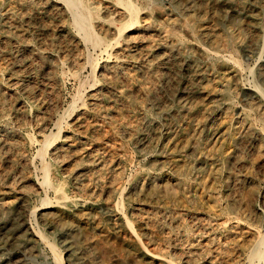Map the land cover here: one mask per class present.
Listing matches in <instances>:
<instances>
[{
  "label": "rangeland",
  "instance_id": "rangeland-1",
  "mask_svg": "<svg viewBox=\"0 0 264 264\" xmlns=\"http://www.w3.org/2000/svg\"><path fill=\"white\" fill-rule=\"evenodd\" d=\"M123 1L0 0L2 264H264V0Z\"/></svg>",
  "mask_w": 264,
  "mask_h": 264
},
{
  "label": "bare ground",
  "instance_id": "bare-ground-1",
  "mask_svg": "<svg viewBox=\"0 0 264 264\" xmlns=\"http://www.w3.org/2000/svg\"><path fill=\"white\" fill-rule=\"evenodd\" d=\"M64 3L67 5V7L69 8L72 16H73V19H74V22L76 24V28L78 30H80L82 33H83V37L87 40H89L94 46H100L101 44L105 45L106 48L108 47V45H106L103 41V39L101 37H99L95 32H94V29H93V26H92V18H91V8L87 5L84 4L83 0H63ZM120 2V0H119ZM124 2V1H123ZM146 4L143 8L139 7L135 2H133L132 0H126L124 2V7H125V10L127 12V14L129 15V19L126 20L123 24L125 25V27H131V26H134L135 23H137V15L140 13V11L142 9H146V8H149L153 5L156 4V1L155 0H145ZM121 3V2H120ZM10 5V4H9ZM122 5V4H121ZM92 6H94L92 4ZM1 7V6H0ZM178 7V6H177ZM11 8V7H10ZM95 8V7H93ZM181 8V7H180ZM94 10V9H93ZM179 10V9H178ZM61 11V10H60ZM183 11V10H182ZM188 11V9H187ZM190 11V10H189ZM11 13V11H9ZM96 12V11H95ZM187 13V12H186ZM189 13V12H188ZM9 15V14H8ZM137 16V17H136ZM179 16V15H178ZM184 16V15H183ZM193 17V16H190V18ZM170 18V17H169ZM194 19V17H193ZM169 20V19H168ZM184 20V19H183ZM174 21V20H173ZM188 21V20H187ZM181 23V22H179ZM182 25V24H181ZM185 26V24H184ZM181 27V26H180ZM189 27V25H188ZM190 29V28H189ZM198 29V28H197ZM123 29L120 30V34L122 33ZM190 31V30H189ZM175 35H177V32L173 31ZM192 32V31H191ZM202 33V32H201ZM18 34V33H17ZM118 34V35H120ZM165 35V34H164ZM196 35V34H195ZM166 36V35H165ZM118 37V36H116ZM162 37V36H161ZM177 37V36H176ZM228 38V37H227ZM6 39V38H5ZM11 40V39H10ZM8 40V42L10 41ZM13 40V39H12ZM165 40V39H164ZM182 40V39H181ZM2 41V39H1ZM6 42V41H5ZM112 42V41H111ZM110 42V43H111ZM160 42V41H159ZM163 42V41H162ZM166 42V41H165ZM136 43V42H135ZM200 43V42H199ZM172 45V44H171ZM157 46V45H156ZM155 46V47H156ZM160 46V45H159ZM158 47V46H157ZM161 47V46H160ZM161 49V48H160ZM177 50V49H176ZM207 50V49H206ZM208 51V50H207ZM210 51H208V56L210 57L211 53H209ZM156 53V52H155ZM120 56V55H119ZM214 60H217L219 62H222L224 60H231L234 62V64L238 67V68H241L242 69V64L239 60H237L236 58L232 57L231 55H227V54H216L215 57H214ZM87 62L92 64L93 63V59L88 57L87 58ZM97 62V61H95ZM230 62V61H229ZM232 64V63H231ZM29 65V64H28ZM98 65V64H97ZM114 65V64H113ZM234 65V66H235ZM119 66V65H118ZM124 68H125V65H123ZM4 67V66H3ZM121 67V66H120ZM236 67V68H237ZM95 68V67H94ZM94 68H93V71H94ZM97 68V67H96ZM109 68V67H108ZM116 68V67H115ZM237 68V69H238ZM49 69V68H48ZM57 69V68H56ZM113 69V67H112ZM118 69V68H117ZM123 70V69H122ZM239 70V69H238ZM71 72V71H70ZM113 72H115L113 70ZM1 73V72H0ZM95 74V72H92ZM111 73V72H110ZM51 74V73H50ZM3 76V74H2ZM15 77V76H14ZM95 77V76H94ZM10 78V77H9ZM22 78V77H21ZM94 79V78H93ZM3 80V78H2ZM16 80H14L15 82ZM44 81V80H43ZM11 81L9 80V83ZM2 83V82H1ZM13 84V82H11ZM225 84V82H223ZM3 84V83H2ZM5 84V83H4ZM3 86V85H2ZM2 88V87H1ZM9 88V87H8ZM224 89V88H223ZM230 90V89H229ZM118 91V90H117ZM258 91H260V89L258 88ZM120 92V90H119ZM221 93H224V92H221ZM262 93V92H261ZM94 94V93H93ZM227 94V93H226ZM96 95V94H95ZM118 96V94H117ZM94 97V96H93ZM120 98V97H119ZM227 98H230V95L227 96ZM23 102V101H22ZM147 111V110H146ZM115 112V111H114ZM147 113V112H146ZM86 114V113H85ZM111 115V113H109ZM6 116V115H5ZM149 116V115H148ZM150 117V116H149ZM153 118V117H152ZM62 120V119H61ZM154 120V119H153ZM57 121V120H56ZM122 121V120H121ZM124 122V121H123ZM57 125L59 124L60 126V120H58L57 122ZM63 123V122H62ZM128 124V122H127ZM147 124V123H146ZM130 125V124H129ZM128 125V126H129ZM3 126V125H2ZM130 127V126H129ZM128 127V128H129ZM59 129V128H58ZM1 130V129H0ZM129 130V129H128ZM136 130V129H135ZM59 131V130H58ZM123 131V130H122ZM53 133V132H52ZM6 134V133H5ZM55 134H50V136H54ZM49 135H46L44 136V142H46L49 137ZM2 137V136H1ZM2 140V139H1ZM31 140V139H30ZM193 141V140H192ZM34 142V141H33ZM50 143V142H49ZM191 143V142H190ZM42 144V143H41ZM64 145V144H63ZM181 145V144H180ZM190 145V144H189ZM179 149V147H178ZM181 150V149H180ZM1 151V150H0ZM47 151V150H46ZM173 152V151H172ZM202 152V151H201ZM206 153V152H205ZM38 154L40 156H43L44 155V149L41 148L38 152ZM169 156V155H168ZM157 162V161H156ZM178 163V162H177ZM47 163L44 162V160H42V170H44L45 174L43 176V181H42V184L48 188H52V190L55 192L54 194L56 195L57 199L59 201H63V200H68L69 199V195L66 188L63 186V185H58L59 183H55L53 181H51L49 178V172H48V167L46 165ZM49 165V164H48ZM158 166V165H157ZM180 175V174H179ZM148 177H151L150 174L147 175ZM14 177V176H13ZM150 181V180H149ZM63 183V182H62ZM153 183V182H152ZM15 190V189H14ZM26 190V189H25ZM22 191V190H21ZM21 193V192H20ZM13 194V193H12ZM15 194V193H14ZM24 194V192L22 193ZM7 195V194H6ZM22 197V196H21ZM21 199V198H20ZM26 199V198H25ZM2 201V200H1ZM5 201V200H4ZM21 202V201H20ZM22 203V202H21ZM25 203V202H24ZM23 204V203H22ZM47 204H50L49 202H45V205ZM17 206V205H16ZM50 207L47 205V206H44L43 208H41V210H44V209H49ZM25 209V208H23ZM7 211V210H6ZM16 211V210H15ZM36 211V210H35ZM41 214V213H40ZM3 216V215H1ZM83 218V217H82ZM81 218V219H82ZM80 219V218H79ZM35 228V227H34ZM34 230V229H33ZM36 230V229H35ZM37 232V235L41 238V240H43L44 242H46L50 247H51V250H52V253H53V258L55 260L56 263H60L62 261V257L57 249V247L47 238V236L44 235V233L40 230H36ZM72 238V237H71ZM263 240L264 239H259L254 245L253 247L251 248V250L249 251V254L251 258H258V259H262L264 258V251H263V248L261 247V244H263ZM84 251V250H83ZM72 253L68 255V258H69V262L70 263H75L73 260H72ZM0 264L4 263L6 261V258H3L2 256H0ZM155 257V256H154ZM71 260V261H70ZM172 263V262H171ZM61 264V263H60ZM173 264V263H172Z\"/></svg>",
  "mask_w": 264,
  "mask_h": 264
}]
</instances>
